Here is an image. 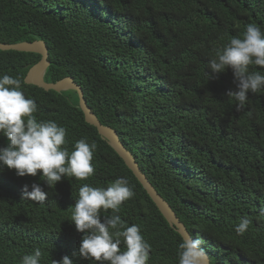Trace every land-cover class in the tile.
Instances as JSON below:
<instances>
[{
	"label": "trees",
	"instance_id": "16d2710c",
	"mask_svg": "<svg viewBox=\"0 0 264 264\" xmlns=\"http://www.w3.org/2000/svg\"><path fill=\"white\" fill-rule=\"evenodd\" d=\"M264 30V0H0V43L44 40L51 65L45 79L72 76L105 125L115 128L143 172L171 204L211 264H264V89L243 109L225 96L231 69L211 78L209 59L246 25ZM42 55L0 50V75L22 81L38 120L66 128L69 152L81 138L96 142L94 174L63 177L51 188L37 176L0 172V264H21L42 251L40 264L78 254L83 233L71 221L79 188H106L126 178L135 195L118 215L151 246L147 264H178L182 236L98 129L88 123L77 91L26 83ZM250 70L264 68L250 66ZM210 77V78H209ZM0 134V147L7 146ZM39 183L43 203L22 200ZM31 190V189H29ZM112 210L101 212L111 215ZM251 223L235 232L241 218ZM121 250H125L122 244ZM76 253V255H73Z\"/></svg>",
	"mask_w": 264,
	"mask_h": 264
},
{
	"label": "clouds",
	"instance_id": "9594fccd",
	"mask_svg": "<svg viewBox=\"0 0 264 264\" xmlns=\"http://www.w3.org/2000/svg\"><path fill=\"white\" fill-rule=\"evenodd\" d=\"M264 68V30L254 23L246 25L243 36H233L208 61V68L216 78L231 69L235 89H228L226 97L234 99L237 110L243 109L249 93L264 89V74L250 70V66ZM210 78V77H209ZM22 81L8 74L0 75V134L7 138V146L0 147V172L14 169L18 177L37 176L38 172L49 188L63 177L86 180L94 174L93 153L95 141L89 143L81 138L69 152L65 146L66 128L52 120H38L37 104L26 98L21 90ZM31 189V190H29ZM135 195L126 178H117L104 187L83 184L75 200L71 221L78 232L83 233L78 254L85 260L98 264H147L151 246L140 234L137 225L126 226L119 212L121 204ZM48 193L39 183L24 184L22 200L43 203ZM112 210L111 215L101 212ZM251 221L241 218L235 232L243 235ZM200 239L191 236L182 238L179 244L178 264H211L210 257L201 246ZM125 250H121V245ZM76 255V253H73ZM42 251L36 248L24 254L21 264H40ZM52 264H74L65 255Z\"/></svg>",
	"mask_w": 264,
	"mask_h": 264
},
{
	"label": "water",
	"instance_id": "95a60500",
	"mask_svg": "<svg viewBox=\"0 0 264 264\" xmlns=\"http://www.w3.org/2000/svg\"><path fill=\"white\" fill-rule=\"evenodd\" d=\"M0 50H16L21 52H33L42 55L41 60L35 64L27 74L26 83L44 88L47 91L54 90L63 92L67 90L77 91L80 97V108L85 114L86 121L98 129V132L108 140L109 144L115 149L119 156L125 161L126 165L133 171L135 176L142 183L152 200L155 202L159 210L165 216L171 227L175 228L184 238L192 236L187 226L177 215L171 204L160 194L148 176L143 172L134 153L126 147L122 141L118 131L101 122L95 112L92 110L85 97V92L74 77H65L57 82H47L45 79L46 72L51 65L50 50L44 40H36L33 42H19L15 44L0 43ZM194 239V238H193ZM209 256V255H208ZM211 260V259H210Z\"/></svg>",
	"mask_w": 264,
	"mask_h": 264
}]
</instances>
